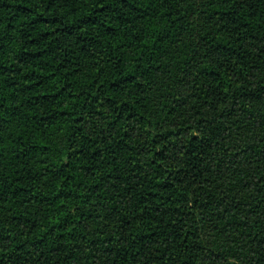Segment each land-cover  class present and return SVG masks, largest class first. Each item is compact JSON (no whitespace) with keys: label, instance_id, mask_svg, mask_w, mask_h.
Instances as JSON below:
<instances>
[{"label":"trees","instance_id":"obj_1","mask_svg":"<svg viewBox=\"0 0 264 264\" xmlns=\"http://www.w3.org/2000/svg\"><path fill=\"white\" fill-rule=\"evenodd\" d=\"M0 264H264V0H0Z\"/></svg>","mask_w":264,"mask_h":264}]
</instances>
